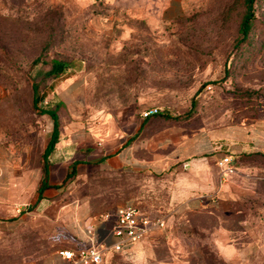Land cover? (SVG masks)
Instances as JSON below:
<instances>
[{"label":"rangeland","instance_id":"1","mask_svg":"<svg viewBox=\"0 0 264 264\" xmlns=\"http://www.w3.org/2000/svg\"><path fill=\"white\" fill-rule=\"evenodd\" d=\"M170 2L0 0V142L46 137L48 108L72 139L75 164L117 132L158 139L165 129L186 136L264 117V0H255L256 18L240 42L245 0H178L168 12ZM56 59L69 67L47 75ZM34 82L44 92L37 104ZM148 107L159 112L145 118ZM234 160L250 168L243 170L264 197V156ZM174 176L117 172L95 161L68 183L71 197L88 198L95 211L132 200L167 217L172 236L156 245L160 255L170 246L183 264H223L209 229L237 225L244 212H172ZM251 207L248 218L262 214L260 203ZM77 242L53 209L34 208L0 234V264L40 261Z\"/></svg>","mask_w":264,"mask_h":264},{"label":"crops","instance_id":"2","mask_svg":"<svg viewBox=\"0 0 264 264\" xmlns=\"http://www.w3.org/2000/svg\"><path fill=\"white\" fill-rule=\"evenodd\" d=\"M177 1L171 0L166 11L176 12ZM256 121L239 128L199 130L177 137L172 130L165 129L158 139H150L143 133L129 139V135L117 132L104 137L100 150H91L76 164L73 142L64 128H59L58 140L43 156L53 123L46 137L31 135L16 141L5 138L0 142V234L22 225L34 208H51L54 218L62 220L78 238L75 248L91 244L109 246L114 240L110 234L111 220L102 219L101 210H93L88 198L71 197L73 190L68 183L74 175H67L69 169L74 167L75 172H79L81 167L97 161L103 169L117 172H158L161 175L174 172L172 212L226 215L244 212L237 225L229 226L221 221L218 227L209 229L213 245L223 264H264V197L256 195L250 170H243L247 168L245 163L230 165L227 169L218 165L224 154L232 159L238 157L234 160L237 163L247 160L239 158L240 154L264 151V117ZM45 169L48 184L39 191ZM258 203L261 207L257 210L262 214L248 218L247 212L251 215L255 210L251 205ZM165 221L164 228L151 230L140 241L125 245L121 250L107 249L102 261L96 264H183L170 246L166 255L157 253L156 245L160 240L172 236L167 217ZM89 229L91 234L87 233ZM58 250L27 264H70Z\"/></svg>","mask_w":264,"mask_h":264},{"label":"built area","instance_id":"3","mask_svg":"<svg viewBox=\"0 0 264 264\" xmlns=\"http://www.w3.org/2000/svg\"><path fill=\"white\" fill-rule=\"evenodd\" d=\"M156 107L145 108L143 116H148L157 112ZM218 165L227 169L232 165V157L224 154ZM102 219L111 220L112 226L110 234L114 236L113 242L107 246H79L73 248H61L58 253L70 264H96L102 261L107 249L121 250L125 245L142 240L151 230L164 228L166 226L165 217L162 214H155L143 210L134 201H127L115 205L112 209L100 214ZM92 230H87L91 234Z\"/></svg>","mask_w":264,"mask_h":264},{"label":"trees","instance_id":"4","mask_svg":"<svg viewBox=\"0 0 264 264\" xmlns=\"http://www.w3.org/2000/svg\"><path fill=\"white\" fill-rule=\"evenodd\" d=\"M245 4H246V11L240 21V25H239V33H240V37L238 39L237 42L243 41L244 39L248 38V33L251 29V25L253 20L256 18L255 16V9H254V4H255V0H245ZM38 57H36L33 61H37ZM70 63L68 61L65 60H53L51 62L50 68L46 71L47 75H52V76H56L60 73H62L65 69H67V67H69ZM33 88L35 91L34 97H33V103L37 104L42 98H43V94L44 92L38 93V83L34 82L33 83ZM44 111L48 112L51 117L53 118V129L51 132V138L47 144V146L45 147V151L43 153V156H45L54 146L55 141L58 140L59 137V122L58 119L56 117L55 111L51 108L45 109ZM159 111L157 110V112L150 114L146 117H150L151 115H154L156 113H158ZM256 156H264V151H260V152H254L252 154H240L239 158H251V157H256ZM238 158V157H235ZM234 158V159H235ZM236 160V159H235ZM47 170H44V176L41 180V184L39 186V191L42 190V187L47 185ZM75 173V169L74 167H72L71 169L68 170L67 175H73ZM141 207V206H140ZM143 210L148 211L147 209L141 207ZM149 212V211H148Z\"/></svg>","mask_w":264,"mask_h":264}]
</instances>
